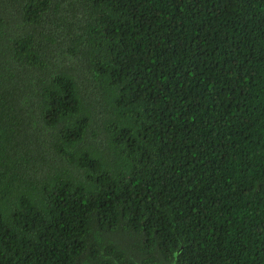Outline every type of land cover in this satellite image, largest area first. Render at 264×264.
Returning a JSON list of instances; mask_svg holds the SVG:
<instances>
[{
    "label": "trees",
    "instance_id": "1",
    "mask_svg": "<svg viewBox=\"0 0 264 264\" xmlns=\"http://www.w3.org/2000/svg\"><path fill=\"white\" fill-rule=\"evenodd\" d=\"M0 264H264V0H0Z\"/></svg>",
    "mask_w": 264,
    "mask_h": 264
},
{
    "label": "rangeland",
    "instance_id": "2",
    "mask_svg": "<svg viewBox=\"0 0 264 264\" xmlns=\"http://www.w3.org/2000/svg\"><path fill=\"white\" fill-rule=\"evenodd\" d=\"M99 101L101 102L102 100H99ZM99 133H101V132H99ZM88 134H91V133H88ZM99 139H100V138H99ZM90 142H93V143H95L96 145H98V144L100 143V142L97 140L96 137H93V138L90 140ZM123 238H124V237L121 236V237H118L117 239H119V241L121 242Z\"/></svg>",
    "mask_w": 264,
    "mask_h": 264
},
{
    "label": "clouds",
    "instance_id": "3",
    "mask_svg": "<svg viewBox=\"0 0 264 264\" xmlns=\"http://www.w3.org/2000/svg\"><path fill=\"white\" fill-rule=\"evenodd\" d=\"M88 134V133H87Z\"/></svg>",
    "mask_w": 264,
    "mask_h": 264
}]
</instances>
